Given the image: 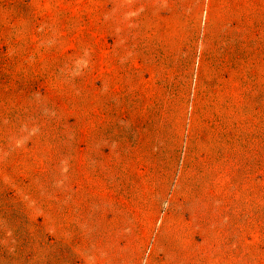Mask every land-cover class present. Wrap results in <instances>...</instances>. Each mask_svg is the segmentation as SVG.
I'll return each instance as SVG.
<instances>
[{"label":"rangeland","instance_id":"374dc122","mask_svg":"<svg viewBox=\"0 0 264 264\" xmlns=\"http://www.w3.org/2000/svg\"><path fill=\"white\" fill-rule=\"evenodd\" d=\"M0 264H264V0H0Z\"/></svg>","mask_w":264,"mask_h":264},{"label":"trees","instance_id":"16d2710c","mask_svg":"<svg viewBox=\"0 0 264 264\" xmlns=\"http://www.w3.org/2000/svg\"><path fill=\"white\" fill-rule=\"evenodd\" d=\"M9 216V214L8 215H5V217H8ZM25 226V225H24ZM25 247H26V243H23V245H22V247H21V254L22 255H20L22 258H23V256H24V253H25Z\"/></svg>","mask_w":264,"mask_h":264}]
</instances>
